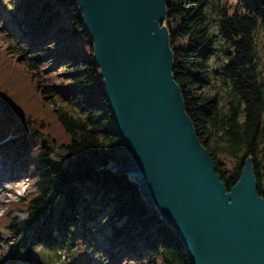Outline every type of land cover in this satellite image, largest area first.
<instances>
[{"label":"trees","instance_id":"obj_1","mask_svg":"<svg viewBox=\"0 0 264 264\" xmlns=\"http://www.w3.org/2000/svg\"><path fill=\"white\" fill-rule=\"evenodd\" d=\"M165 12L199 142L226 191L250 159L264 200V0H166ZM92 53L75 0H0V154L29 181L0 216V264H191L118 167L128 160Z\"/></svg>","mask_w":264,"mask_h":264},{"label":"water","instance_id":"obj_2","mask_svg":"<svg viewBox=\"0 0 264 264\" xmlns=\"http://www.w3.org/2000/svg\"><path fill=\"white\" fill-rule=\"evenodd\" d=\"M75 2L128 160L122 173L157 208L191 264H264V200L251 160L226 191L173 80L166 0Z\"/></svg>","mask_w":264,"mask_h":264},{"label":"rangeland","instance_id":"obj_3","mask_svg":"<svg viewBox=\"0 0 264 264\" xmlns=\"http://www.w3.org/2000/svg\"><path fill=\"white\" fill-rule=\"evenodd\" d=\"M4 15L6 17H10V14L8 11H4ZM2 40V39H1ZM256 46H257V52L259 56V62L260 66L259 68L261 69L264 77V32H258L256 34ZM48 116L50 114L48 113ZM2 164L5 166L3 167ZM114 166V164H112ZM10 166L13 167L11 164L10 160L5 157L0 156V216L4 214V212L12 205L15 204L16 202H19V198L22 197L23 194H26L27 192V185H29V181L22 177L21 175H15L12 178L9 177V172L10 169H8ZM116 167V166H115ZM232 167V162L231 161H226V168L227 170ZM15 215L18 216V218L22 219L26 215L23 214L22 212H16ZM9 249L5 246L3 248V253L4 256H8ZM0 253H1V241H0ZM1 258L0 254V260L3 259ZM32 262L24 261L22 264H37L36 260L32 259ZM64 264V261H62Z\"/></svg>","mask_w":264,"mask_h":264},{"label":"bare ground","instance_id":"obj_4","mask_svg":"<svg viewBox=\"0 0 264 264\" xmlns=\"http://www.w3.org/2000/svg\"><path fill=\"white\" fill-rule=\"evenodd\" d=\"M0 156H1V157H5V156H3V155H1V154H0ZM5 159H7V157H5ZM2 166L4 167L5 165H4V164H2ZM8 169H10V166H9V168H8ZM9 173H10V174H9V177H11V178H12V177H13V175H12V171H11V169H10V172H9ZM0 178H1V176H0Z\"/></svg>","mask_w":264,"mask_h":264}]
</instances>
